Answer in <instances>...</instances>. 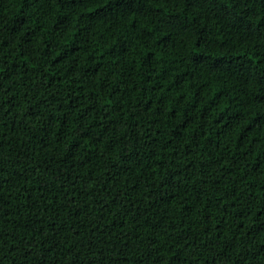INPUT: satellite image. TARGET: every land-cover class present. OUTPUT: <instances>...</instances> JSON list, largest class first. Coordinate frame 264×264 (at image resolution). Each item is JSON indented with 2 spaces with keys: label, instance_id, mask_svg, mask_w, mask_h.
<instances>
[{
  "label": "trees",
  "instance_id": "1",
  "mask_svg": "<svg viewBox=\"0 0 264 264\" xmlns=\"http://www.w3.org/2000/svg\"><path fill=\"white\" fill-rule=\"evenodd\" d=\"M0 264H264V0H0Z\"/></svg>",
  "mask_w": 264,
  "mask_h": 264
}]
</instances>
